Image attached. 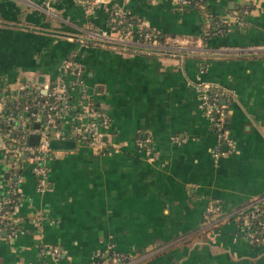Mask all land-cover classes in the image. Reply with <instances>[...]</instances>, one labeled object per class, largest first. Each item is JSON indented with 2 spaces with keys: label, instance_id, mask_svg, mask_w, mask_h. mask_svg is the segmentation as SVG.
<instances>
[{
  "label": "crops",
  "instance_id": "obj_1",
  "mask_svg": "<svg viewBox=\"0 0 264 264\" xmlns=\"http://www.w3.org/2000/svg\"><path fill=\"white\" fill-rule=\"evenodd\" d=\"M186 2L104 0L85 13L78 0H0V99L59 81L73 57L88 101L110 118L102 152L80 144L46 159L43 189L27 160L0 163V197L22 195L15 233L0 229V264H94L107 244L132 264H264V242L235 237L230 216L264 195V0ZM113 10L183 47L148 52L88 37ZM210 17L227 30L204 37ZM197 81L232 92L235 146L218 157ZM211 203L220 210L208 217Z\"/></svg>",
  "mask_w": 264,
  "mask_h": 264
},
{
  "label": "built area",
  "instance_id": "obj_2",
  "mask_svg": "<svg viewBox=\"0 0 264 264\" xmlns=\"http://www.w3.org/2000/svg\"><path fill=\"white\" fill-rule=\"evenodd\" d=\"M46 5H52L56 0H42ZM85 13H90L93 7L104 0H78ZM186 2L187 0H181ZM127 14V13H126ZM125 13L113 10L108 25L101 29L88 28L87 36L118 44L120 46L135 47L137 49H181L183 39H173L171 44H160L157 31L140 20L135 24L127 22L119 26ZM145 28V29H144ZM150 28V29H146ZM128 47H122L130 49ZM63 76L55 84L45 85L39 89L43 96L42 111L32 110L30 103H25L20 110H14L8 105L6 97L0 99V150L13 157L12 163L27 160L36 178V188L43 189L47 183L46 159L55 154L56 149L50 146V140L69 139L77 145H87L94 152H102L105 148L102 129L110 124V118L103 111L88 101L87 93L82 82L83 66L73 57L65 58L61 63ZM72 78L67 81V77ZM28 83L22 89L31 88ZM198 94V107L208 118L212 131L218 140L214 145L212 154L218 157L234 150V141L230 137L227 127L228 101L232 92L225 87L209 81H197L194 84ZM27 93V90H26ZM84 101L83 105L76 107L75 98ZM39 123L34 127V123ZM30 133H38V142L32 144L28 141ZM226 146V149L223 148ZM16 190L8 188L0 197V229L10 227L12 236L16 231V222L13 218V209L5 206L12 201L11 193ZM16 206V204H15ZM220 206L211 203L207 206V216L217 213ZM235 224V237H243L250 243L264 242V195L234 210L231 215ZM53 253L58 247H50ZM94 264H132L130 253L119 251L112 244L95 253Z\"/></svg>",
  "mask_w": 264,
  "mask_h": 264
},
{
  "label": "trees",
  "instance_id": "obj_3",
  "mask_svg": "<svg viewBox=\"0 0 264 264\" xmlns=\"http://www.w3.org/2000/svg\"><path fill=\"white\" fill-rule=\"evenodd\" d=\"M199 1L200 0H187L186 4L198 5ZM239 9H240V12L243 13L245 6L244 7L241 6V7H239ZM208 20H209L210 24L207 27L206 31H204V33H203L204 37L209 36L210 34H214V33H223L228 28V24L225 21H222L218 17H210V18H208ZM127 22H132V23L137 24L140 22V20L136 16H134L133 14L127 13L122 18V21L119 23V26H123ZM146 29H150V28H146ZM156 35L160 41V44H167V45L171 44L169 41L168 42L166 41L165 36L162 33H160L159 31H157ZM155 51H162V50L161 49H153V50H150L148 52H155ZM55 83H56L55 80L51 81V85H53ZM26 90H27V93H26ZM42 99H43V96L41 94V91L39 89H35V88L31 87L28 89H21L19 92V98L15 99V100L9 99L8 105L17 111V110L22 109V107L25 103H30L31 109L32 110L35 109L39 112V111L43 110L42 109V103H41ZM227 120H228V118H227ZM14 190H16V192L11 193L12 201L5 206V208L8 210H12L14 208L15 204L20 202L21 197H22L21 192L18 191V189L14 188ZM263 219H264V216H263ZM3 228L6 229L8 235H9V233L11 232L10 231L11 228L8 226L3 227ZM16 228H17V225H16Z\"/></svg>",
  "mask_w": 264,
  "mask_h": 264
},
{
  "label": "water",
  "instance_id": "obj_4",
  "mask_svg": "<svg viewBox=\"0 0 264 264\" xmlns=\"http://www.w3.org/2000/svg\"><path fill=\"white\" fill-rule=\"evenodd\" d=\"M115 46H120L118 44H113ZM120 47H128V46H120ZM128 48H131V49H136L138 50L137 48L135 47H128ZM148 51V50H146ZM38 124L39 123H34V127H38ZM38 138H39V134L38 133H30L29 134V137H28V141L32 144H35L38 142ZM50 146L54 149H72L75 147V141L73 140H69V139H56V138H53L50 140ZM13 157H11L12 159ZM8 175V173H6Z\"/></svg>",
  "mask_w": 264,
  "mask_h": 264
},
{
  "label": "rangeland",
  "instance_id": "obj_5",
  "mask_svg": "<svg viewBox=\"0 0 264 264\" xmlns=\"http://www.w3.org/2000/svg\"><path fill=\"white\" fill-rule=\"evenodd\" d=\"M1 152V150H0ZM2 155L0 156V163L2 164L3 168H5V166L8 164L9 166L11 165V161H10V157L9 154H6L4 152H1Z\"/></svg>",
  "mask_w": 264,
  "mask_h": 264
}]
</instances>
